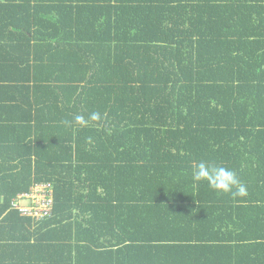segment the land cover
Returning a JSON list of instances; mask_svg holds the SVG:
<instances>
[{
    "label": "trees",
    "instance_id": "obj_1",
    "mask_svg": "<svg viewBox=\"0 0 264 264\" xmlns=\"http://www.w3.org/2000/svg\"><path fill=\"white\" fill-rule=\"evenodd\" d=\"M0 264H264V0H0Z\"/></svg>",
    "mask_w": 264,
    "mask_h": 264
},
{
    "label": "clouds",
    "instance_id": "obj_2",
    "mask_svg": "<svg viewBox=\"0 0 264 264\" xmlns=\"http://www.w3.org/2000/svg\"><path fill=\"white\" fill-rule=\"evenodd\" d=\"M100 119L101 116L98 112L91 113L88 120L81 115L74 117L75 123L81 126H87L89 120L99 121ZM192 180L196 184L206 182L212 190L231 194L234 197H244L247 195L246 187L238 179L236 172L226 167L201 161L192 170ZM234 188L236 189L235 191H233Z\"/></svg>",
    "mask_w": 264,
    "mask_h": 264
},
{
    "label": "built area",
    "instance_id": "obj_3",
    "mask_svg": "<svg viewBox=\"0 0 264 264\" xmlns=\"http://www.w3.org/2000/svg\"><path fill=\"white\" fill-rule=\"evenodd\" d=\"M25 197L24 195H19V199L23 200ZM32 198L34 206H26V204H18L17 202L14 203L18 209L23 212L24 214L41 217L50 212L53 206V192L46 184H39L35 185ZM36 205H39L37 208Z\"/></svg>",
    "mask_w": 264,
    "mask_h": 264
}]
</instances>
